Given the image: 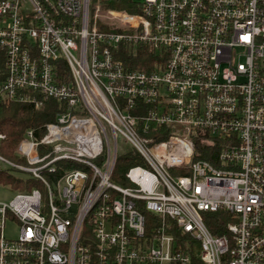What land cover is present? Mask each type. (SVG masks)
<instances>
[{"label":"built area","instance_id":"obj_1","mask_svg":"<svg viewBox=\"0 0 264 264\" xmlns=\"http://www.w3.org/2000/svg\"><path fill=\"white\" fill-rule=\"evenodd\" d=\"M107 1H0V105L60 104L0 154L40 184L0 203V264H264V0Z\"/></svg>","mask_w":264,"mask_h":264},{"label":"trees","instance_id":"obj_2","mask_svg":"<svg viewBox=\"0 0 264 264\" xmlns=\"http://www.w3.org/2000/svg\"><path fill=\"white\" fill-rule=\"evenodd\" d=\"M1 1V0H0ZM108 9L127 10L134 12L135 7L129 4L128 0H113L101 3V12L104 13ZM107 20L99 17L97 26L100 30L107 28ZM126 55L125 60L133 70H151L154 69L156 62H165L166 59L162 55L152 53L147 46L138 52ZM5 80L4 56L0 52V84ZM60 111V104L56 101H48L39 109L33 104L23 103H5L0 105V134H5L7 139L0 145V154L13 162H22L23 160L17 154L18 146L25 132L34 128L39 136L45 134V126L50 122H54L57 113ZM202 159H208L207 156H200ZM144 165L140 155L131 147H127L125 153L120 157L117 165L115 179L124 182V174L132 167ZM11 169H3L0 167V186L8 187L14 192L30 191L34 187H40L38 181L30 178H22L16 176ZM119 177V178H118ZM150 223V216H147ZM152 222H155L153 220ZM209 227L216 233L214 226L208 224Z\"/></svg>","mask_w":264,"mask_h":264},{"label":"rangeland","instance_id":"obj_3","mask_svg":"<svg viewBox=\"0 0 264 264\" xmlns=\"http://www.w3.org/2000/svg\"><path fill=\"white\" fill-rule=\"evenodd\" d=\"M137 2H144V0H135ZM13 174L16 176H20L22 178H27L29 175L27 174H21L16 171H12ZM17 192L12 191L8 187L0 186V203L1 202H9L11 201ZM18 231H19V224L15 220L8 219L6 221L3 234L4 236L9 240H15L18 237Z\"/></svg>","mask_w":264,"mask_h":264}]
</instances>
